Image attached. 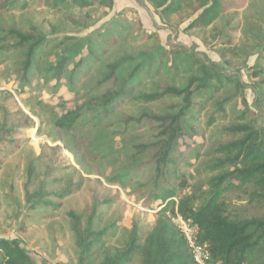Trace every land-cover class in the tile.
I'll list each match as a JSON object with an SVG mask.
<instances>
[{"label": "trees", "instance_id": "obj_1", "mask_svg": "<svg viewBox=\"0 0 264 264\" xmlns=\"http://www.w3.org/2000/svg\"><path fill=\"white\" fill-rule=\"evenodd\" d=\"M145 1L170 26H174L175 17L183 15V21L188 20L187 31L207 30L229 13L244 11L250 3V0ZM113 6V0H0V13L14 10L17 15H24L30 11L67 10L82 14L83 19L91 23L95 22L90 14L92 11H104L105 15ZM186 9L189 10L187 14ZM68 20L70 24L76 22L73 16ZM137 25L142 26L140 21ZM37 27L32 26L27 31L11 29L5 37L0 38V53L11 55V61L15 64L12 80L16 84V94L19 97L29 94L30 99L42 104L43 94H55L63 86L65 77L70 83L68 90L76 94V78L81 76L86 81L92 74V70L86 68V61L75 64L71 71L68 68L75 60L69 56L47 69L37 64L38 55L55 43L49 36H63L56 44L58 48L67 47L74 37L58 29L48 36ZM156 38L155 33L142 29L130 40L145 44ZM105 42L118 46L121 40L113 37ZM224 51V48L221 49L222 57L225 56ZM108 52L105 50L103 54L108 55ZM91 55L95 59L98 57L94 51ZM194 64L200 66L199 72H206V67L200 61H194ZM121 66L122 63L109 65L104 76L83 91V96L78 99L79 104L66 109L55 120V129L78 138L76 149L68 144L65 146L73 152L81 168L88 166L86 159L95 161L93 158L101 156L95 152L94 130L102 128L114 111L130 100L126 90L128 82L119 83L118 71ZM219 75H209L210 79L208 74L202 77L194 75L184 88L166 87L156 93L134 98V101L147 107L167 98L180 100L181 104L172 114H145L142 120L156 132L155 140L132 145L128 147L123 160L114 158L105 163L108 167V172L103 173L105 181L84 178L62 156L60 146L42 145L41 152L28 168L26 205L29 211L45 208L58 214L67 200L87 188L84 210L81 213L74 210L66 213L80 252L79 264H130L135 260H140L141 264H197L187 240L174 222L178 217L197 230V241L208 245L213 264H264V217L242 219L230 210L227 202L230 193L248 196L249 204L264 201V126L258 124L257 114H252L249 109L235 111L238 123L223 130L226 141L214 148L215 162L206 169L212 178L205 185L192 181L195 165L206 150V136L197 127L187 126L189 115L192 118V113L201 114L213 109V113L206 117V126L213 127L225 120L229 105L244 95L241 85L233 87L231 81L223 80ZM251 78L257 79L264 88V70L254 71ZM208 80L212 81V85ZM53 82L57 84L51 87ZM2 94L0 173L6 164L5 158L21 149L24 129L33 127V122L24 114L15 95L7 90ZM207 94L221 97L198 103L197 100ZM224 95L228 97L221 100ZM259 97L264 98V91ZM259 111L264 115L261 108ZM131 122L132 119L123 120L126 127ZM197 135L202 141L191 142ZM102 156V160L111 158L110 155ZM139 177H142V182H138V193H144L141 206L154 211V220H144L146 226L135 222L129 241L113 247L112 242L123 228L127 205L121 192L111 188L126 189L130 182H135ZM36 182L40 183L31 190ZM51 186H55V189H50ZM110 207H117L116 218L101 229L99 225L103 224L106 208ZM44 218L53 217L49 215ZM0 264L37 263L19 241L0 239Z\"/></svg>", "mask_w": 264, "mask_h": 264}, {"label": "rangeland", "instance_id": "obj_2", "mask_svg": "<svg viewBox=\"0 0 264 264\" xmlns=\"http://www.w3.org/2000/svg\"><path fill=\"white\" fill-rule=\"evenodd\" d=\"M113 1V9L105 15L104 11H92L90 14L95 22L91 23H87L82 14L67 10L30 11L24 15H17L14 10L0 13V38L5 37L11 29L27 31L35 25L48 36L58 29L74 37L67 47L58 48L56 44L63 36H49L55 43L38 55L37 64L40 68L53 67L59 60L69 56L75 61L69 66L68 71L82 60L88 63L86 68L92 70L89 80L84 81L81 76L76 78V94L68 90L70 83L65 77L63 84L65 87L59 88L55 94L45 92L44 102L39 104L30 99L29 94L23 97L16 94V84L12 80L15 64L11 61V55L0 53V106L4 98L3 91H10L15 95L24 114L33 122V127L24 129L21 149L5 158L6 164L0 173V239L19 241L37 264H79L80 252L66 213L69 210L81 213L88 196L85 188L81 194L67 200L65 207L58 214L45 208L28 210L25 196L28 168L41 152L42 145L60 146L62 156H65L84 178L105 181L103 173L108 172L105 163L111 162L114 158L123 160L128 147L132 145L155 140L156 132L142 120L145 114H172L181 104L180 100L167 98L147 107L134 101V98L156 93L166 87L184 88L191 77L194 75L202 77L204 74H208V79L209 75L220 74L223 80L231 81L233 87H236V84L241 85L244 95L236 103L229 105L225 120L213 127L206 126V117L213 113V109L201 114L192 113V118L189 115L187 126L197 127L199 132L206 136L204 156L196 163L192 172L193 183L205 185L212 178L206 169L215 162L214 148L226 141L223 130L238 123L235 111L249 109L252 114H257L258 124L264 126V115L259 111L261 108L264 112V98L259 97L264 88L259 85L257 79L251 78L254 71L264 70V0H250L244 11L229 13L207 30L193 31L186 30L188 20L183 21V15L173 19L174 26L166 24L159 12L145 0ZM186 11L187 14L189 10ZM70 16L75 17V23H69ZM138 21L142 26L137 25ZM142 29L151 34L155 33L157 38L145 44L132 42L130 39ZM113 37L120 38L121 43L118 46H110L105 42L106 39ZM223 48L224 57L221 52ZM105 50H109L108 55L103 54ZM93 51L98 56L96 59L92 58ZM194 61H200L206 67V72H199L200 66L195 65ZM115 63H122L118 71L119 83L121 85V82H128L126 90L129 92L130 100L117 108L102 128L94 130L95 152L101 156L104 153L102 157L110 155L111 158L102 160L101 156H98L97 159L93 158L95 161L86 159L85 163L88 166L81 168L77 165L73 152L65 146L68 144L72 149H76L78 138L61 133L55 129L54 123L66 109L79 104L78 99L83 96V91L102 78L108 71V66ZM133 74L132 79H129ZM208 83L212 85V81L208 80ZM56 84L57 82H53L51 87ZM220 97L207 94L202 95L197 101L198 103L208 99L214 101ZM226 97L228 96L224 95L221 100ZM1 118L0 110V120ZM125 119H132L129 127L123 124ZM190 141L202 140L200 135H197ZM194 162L193 159L192 163ZM138 182H142V177L130 182L126 189L111 188L121 192L122 199L127 205L123 228L112 242L113 247H119L129 241L135 222L146 226L144 220L148 222L154 220V211L141 206L144 193H138ZM39 183L36 182L31 190ZM50 189H55V186H51ZM227 202L230 210L242 219L264 217V201L249 204L248 196L230 193L227 195ZM49 215L53 218H44ZM116 215L117 207L106 208L104 222L99 227L102 229L114 222ZM130 264L141 263L140 260H135Z\"/></svg>", "mask_w": 264, "mask_h": 264}, {"label": "built area", "instance_id": "obj_3", "mask_svg": "<svg viewBox=\"0 0 264 264\" xmlns=\"http://www.w3.org/2000/svg\"><path fill=\"white\" fill-rule=\"evenodd\" d=\"M174 222L187 240L189 251L195 262L197 264H213L208 245L197 241V230L181 217L176 218Z\"/></svg>", "mask_w": 264, "mask_h": 264}]
</instances>
